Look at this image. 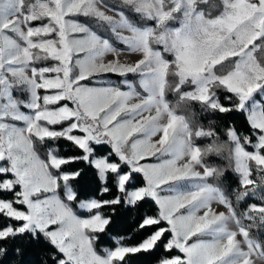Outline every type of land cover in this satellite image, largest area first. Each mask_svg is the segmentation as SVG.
<instances>
[{
	"label": "snow or ice",
	"instance_id": "obj_1",
	"mask_svg": "<svg viewBox=\"0 0 264 264\" xmlns=\"http://www.w3.org/2000/svg\"><path fill=\"white\" fill-rule=\"evenodd\" d=\"M0 264H264V0H0Z\"/></svg>",
	"mask_w": 264,
	"mask_h": 264
}]
</instances>
